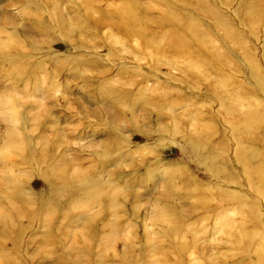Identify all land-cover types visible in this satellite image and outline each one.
Returning a JSON list of instances; mask_svg holds the SVG:
<instances>
[{
    "label": "rangeland",
    "instance_id": "rangeland-1",
    "mask_svg": "<svg viewBox=\"0 0 264 264\" xmlns=\"http://www.w3.org/2000/svg\"><path fill=\"white\" fill-rule=\"evenodd\" d=\"M263 2L0 0V213L10 193L24 215L12 230L0 221L10 229L0 264H175L165 253L174 238L198 251L180 264H264V184L252 190L236 158L264 130L238 135L231 123L264 111ZM123 9L142 15L145 39L124 29ZM85 12L86 29L56 26ZM195 33L205 46L187 43ZM201 128L209 147L194 138ZM13 137L46 147L71 181H48L47 162L9 151ZM247 164L255 171L260 160ZM164 208L175 215L166 237L154 217Z\"/></svg>",
    "mask_w": 264,
    "mask_h": 264
},
{
    "label": "bare ground",
    "instance_id": "bare-ground-1",
    "mask_svg": "<svg viewBox=\"0 0 264 264\" xmlns=\"http://www.w3.org/2000/svg\"><path fill=\"white\" fill-rule=\"evenodd\" d=\"M85 6H88V5H85ZM257 8L262 13V15L264 16V2H263V4L258 5ZM132 11L133 10H131V9H123L121 11L122 12L121 14L123 16L122 22L124 23V29L129 33L136 32L142 39H145L144 36H142V34H144L146 27L144 25L140 24V19H141L142 15L140 16L138 11H135L133 13H132ZM86 13L87 12H85V19L82 20V19L78 18L76 20V22L74 23V25H73V23L67 24L60 17H56L55 18L56 26L60 29V31L64 35H69L70 33H72V31L75 30V28L86 29L88 27L87 20L88 19L90 20L89 16L86 17ZM157 23L158 22L153 23V24L156 25ZM164 23H165V27H167L169 30H171V32H173V34L175 33L174 34V38H175L174 40H176L177 43H179V42L183 43L184 41L179 36L176 37L177 31H179V32L181 31L180 29L176 28V26L178 25V22H174L173 20H168L167 22H164ZM138 27H141L143 29L139 30V29H137ZM174 40L172 41V44L176 47L177 43H175ZM184 43H186V42H184ZM187 43H189V44L192 43L193 45L195 44L196 46H201V47L205 46L204 39H202V38L199 39V34H197V33H195L194 36L189 38V41ZM0 46L2 49H5V47H6L4 45H0ZM6 49H10V48H6ZM6 55L8 56L7 53L4 56L6 57ZM212 55L207 54L208 57L213 58V59H217L215 54L213 56ZM205 58H207V57H205ZM263 88H264V86L262 84V86H261L262 91H264ZM226 99H229V97H227ZM262 117H264V111L262 112L260 118H258V116L253 115L250 112H247V113L235 112L234 117H232L233 121L231 123H233V126L237 130L238 135L239 134H245L249 131L250 132L253 131L254 133L257 132L256 134H259L258 132H261V130H264L261 127L257 126L258 120H260ZM253 122H254V126H252L250 124ZM236 125H237V127L240 126L239 129L241 128V130L237 129ZM194 136H195L194 138L197 137V138L205 141L206 145H208L210 142L211 143L213 142L211 138L209 139V136L206 135V131H204L202 128L200 130H197L195 132ZM261 139L263 141H259V142L255 143V147L252 148L253 151H251L250 154H248L249 152L246 153L245 152L246 150H240L236 154L237 163L241 167L242 173L247 177L246 180L253 178V180H251L249 182V184H250L252 190H255V191H257L259 189V187H261L264 184V136ZM25 140L22 139L21 137H17V138L13 137V140L11 141V143L9 142L10 148H11V150H9V151H12V153L16 154L21 159L28 157V158H31V159H34V160L41 162V164H45L47 162L49 165V167H48L49 169L46 170V172L44 173L45 178L57 186L62 187L63 185H66L70 180L69 172H68V170H66L67 168L57 171V168L55 167V165L53 163L54 162L53 159H50V152L46 149V147L41 146V148H35L34 149V148H31V146L29 147ZM211 143L208 145V147L211 146ZM28 144H30V143H28ZM194 148H196V147L194 146ZM250 155L254 156L260 160V166L255 171L250 170V168L248 167V164H247V159L251 158ZM230 176H231V174H230ZM255 176H261V178L255 180L254 179ZM194 190H196V189L193 188V191ZM14 192H17V190L14 189ZM65 192H66V194H65L66 197L71 196V198H73L74 201H76V194L78 191L75 190L74 186H70V187L66 188ZM109 192H111V194H112L111 196L113 197V199L116 197V194L113 191L106 192V195L109 199L106 202V208H108L110 210L111 209V203H110ZM53 195L54 196L50 201L51 205L48 206V209L51 210V212H49V214L53 218L58 219L60 217L61 213H59V211H57L56 204H57L58 200L61 202L63 200V198H59L60 196L59 197L57 196L55 189H54ZM101 195H103V193H101ZM12 199L13 198L10 197V193H9V196L6 200L7 204L5 207L1 208L2 212L0 213V221L7 222L9 224L11 230H12V227L14 225L15 220L24 216V215H22L23 214L22 208H21L22 206L20 204H16V205L13 204L15 202V200H12ZM23 202H25V201H23ZM72 204H73V206L70 207L71 210L73 209L75 203L73 202ZM63 205L65 206L66 209L70 210V208L67 204L63 203ZM75 207H76V205H75ZM9 208H10V210L7 212L5 209H9ZM115 215H116V213H112V212H110V214L109 213L106 214V216L109 218L111 216H115ZM154 217L156 218V220H160V222H162L164 224V226L167 227V229L165 227V231L163 232L164 233L163 235L166 237L167 236L166 230H169V228H171L170 223L173 221V218L175 217L174 213H172V211L169 208H164V209H161L159 212H157ZM101 219H104V216H101ZM9 230L5 231V232L0 230V240L3 239V236H5L7 233H9ZM110 240H111V238L109 235L106 237L102 236L100 238V240L98 241V243L101 247L102 246L106 247ZM173 241H174V243H173L171 250L168 252H165V253L168 257H172L175 264L181 263L180 260L185 253L187 254V253L198 252V251H196V247L194 246V242L192 239L174 238ZM106 249L104 250L105 253H106Z\"/></svg>",
    "mask_w": 264,
    "mask_h": 264
}]
</instances>
